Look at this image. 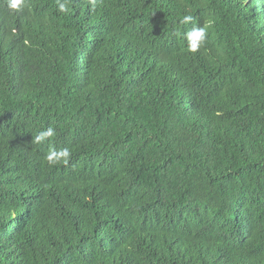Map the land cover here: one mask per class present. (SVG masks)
Here are the masks:
<instances>
[{
    "label": "trees",
    "instance_id": "16d2710c",
    "mask_svg": "<svg viewBox=\"0 0 264 264\" xmlns=\"http://www.w3.org/2000/svg\"><path fill=\"white\" fill-rule=\"evenodd\" d=\"M59 3L0 0V264H264V0Z\"/></svg>",
    "mask_w": 264,
    "mask_h": 264
},
{
    "label": "clouds",
    "instance_id": "9594fccd",
    "mask_svg": "<svg viewBox=\"0 0 264 264\" xmlns=\"http://www.w3.org/2000/svg\"><path fill=\"white\" fill-rule=\"evenodd\" d=\"M90 3L93 8H95L97 0H90ZM69 0H64V3H59V11L61 12H69L70 9L68 7ZM26 6V0H7V7L15 12H19L23 10ZM193 21L192 15H185L181 21V23L187 24ZM212 21H208L210 25ZM187 39V50L191 53H196L200 47L203 46L206 40V28L205 27H193L189 32L186 33ZM55 136V130L51 127L46 130L40 131L35 136L36 143H43L48 138ZM71 152L68 148H62L60 150H56L53 148L49 151L46 156V160L50 165H55L57 163L67 164L70 160Z\"/></svg>",
    "mask_w": 264,
    "mask_h": 264
}]
</instances>
